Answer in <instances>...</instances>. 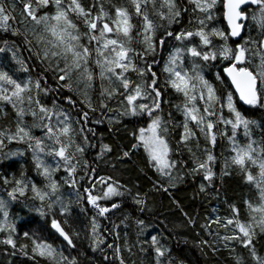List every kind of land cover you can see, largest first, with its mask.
I'll return each instance as SVG.
<instances>
[{"label":"trees","instance_id":"obj_1","mask_svg":"<svg viewBox=\"0 0 264 264\" xmlns=\"http://www.w3.org/2000/svg\"><path fill=\"white\" fill-rule=\"evenodd\" d=\"M30 2L35 9V0ZM69 2L63 0L62 7ZM78 2L90 13L88 19L92 20L102 15L101 7L112 19L115 18L113 6L128 10L130 22L134 25L131 30L132 45L129 46L140 53L138 58L142 64L137 69L143 70L145 74L141 76L136 71L137 74L131 73V77H127L131 81L127 91L114 76L111 80L101 79V69L96 64V60L101 58L96 49L101 45L96 40L89 42V36H99L103 22L113 28L115 25L111 19L105 18L97 21V30L93 32L87 27L83 16L69 12V18L77 25L81 36L80 43L89 48L88 60L93 74L88 93L82 85H71L69 90L66 85L70 83L59 80L62 61L58 62L59 67L56 66L57 62L45 58L42 47L38 46L34 33L36 30L43 33L42 25H37L23 12L22 0H0L6 13L14 17L7 21V31L0 28V49H3L0 51V72H6L22 86L31 89L23 93L26 99L22 107L26 115L22 118V125L34 138L31 141L33 146L36 140H40L44 146L43 152L34 153L27 141L9 142L6 137H0L4 139L3 146H0V201H3L8 213L6 226L4 211L0 210V227L5 228L0 231V264H71L72 261L75 264H257L251 249H255L258 257L264 258V231L252 220L253 215L259 218V213H252L248 205L251 203L255 207L262 203L261 194L255 183L246 179V173L232 163V158L235 155L234 143L243 146L249 139L254 140L257 152L264 146V107H246L240 103L224 74V69L236 62L232 58L225 59L221 53L225 44L232 49L233 54H238L240 47H244V62L236 65L251 70L259 77V91H264V82H260V73L264 71L261 68L264 63V30L252 19L253 16H260L259 6L245 11L249 19L243 36L240 41H234L224 21L223 1L220 0L219 6L212 8L213 19L206 20L204 30L210 33L218 29L228 39L225 41L219 36L210 35L211 43L204 45L195 35L181 40L174 38L182 31H197L201 27L198 20L206 15L189 0H175L180 15L171 23L168 19H161L149 5L146 11L156 26L153 37L156 47L154 52H145L146 46L141 35L142 17L135 15L132 0ZM160 4L161 0H156L157 10H160ZM162 10L167 12L166 8ZM54 13L52 4L36 11L37 16ZM169 31L174 36H168ZM106 37L115 38V33H106ZM120 39L126 41L123 35ZM160 40L164 41L163 45H160ZM192 47L202 53L214 52L216 59L205 61L201 57H193L188 51ZM177 50H180L178 71L190 76L199 73L215 89L219 101L212 102L210 108L215 114L204 112V108L209 106L206 102L207 89L198 81L193 80L195 93H190L196 96L195 101H188L182 92L171 87L169 73L164 68L168 66L167 58L175 57ZM18 61H22L23 65ZM149 67L156 73V86L161 93L159 109L153 111L152 116L125 114L130 107L126 95L133 93L137 84L142 85L145 92L151 93ZM23 68H27V71ZM108 76L111 73H106ZM37 81L40 83L39 90L35 87ZM2 86L8 89L4 94L10 95L11 86ZM114 90L115 94L109 95ZM201 92L205 99L200 98ZM229 93L233 96L236 109L246 119L254 121L250 125V138L244 135L241 127L236 130L233 140L232 126L223 122L234 119L227 107ZM29 96L32 103L27 100ZM37 99L40 105L34 102ZM143 102L150 105L151 95ZM135 103L140 104V99ZM193 104L199 109L198 115L214 125L210 132L205 129L207 136L194 121H186L184 109L186 106L191 108ZM40 106L49 110L54 128L71 125V143L66 153L70 157L74 156L70 164L50 154L54 149L58 150L60 145L48 139L44 126L49 120L40 113ZM32 111L37 113L35 118L31 115ZM108 115L111 116L107 118ZM157 115L161 123L168 125L165 139L170 150L168 159L174 165L168 171L170 176L172 172L176 174L177 183L169 182L171 177L157 170L155 162L138 139L139 129L147 128ZM111 117H115L114 120L110 121ZM20 122L21 118L12 103L0 100V131L11 130L14 133ZM186 122L193 133L187 141L184 140ZM213 134L216 137L214 145L210 139ZM69 137L61 136V142L69 144ZM105 145L110 151L104 148ZM77 146L84 149L83 154L77 152ZM208 154L214 157L209 165L213 173L211 181L205 179L203 169L193 171L197 168V162L206 160ZM37 156L43 161L42 167L50 169V179L42 174V168H37ZM72 167H75V172L71 171ZM246 167L254 176H258V168L250 162ZM101 177L104 179L101 180ZM21 180L23 185H18L17 181ZM51 182L57 185L55 192L48 186ZM104 183L105 186L114 187L120 195L109 197L112 199L108 201V207L118 205L115 211L109 210L106 216L112 222V229L106 233L111 249L99 256L93 247L88 192L94 187L97 191L93 195L96 196L100 192V185ZM33 185L40 192L48 193L43 201L33 191ZM19 187L25 188L24 195L17 191L13 199L9 193ZM107 188L102 187V190L106 191ZM104 199L107 200L103 196ZM138 200L143 203H137ZM101 203L103 201L100 199L98 204L107 207ZM53 219L71 236L75 245L73 248L56 236L51 227ZM229 219L234 223L227 224ZM237 220L246 226L252 225V244L247 248L241 239H224L227 235L243 238L235 224ZM9 237L15 247L4 243ZM152 237L157 238L158 245H152ZM37 243L50 244L57 253L55 261L46 255L41 256L39 250L34 251ZM157 246L167 249L164 257H157L154 249Z\"/></svg>","mask_w":264,"mask_h":264},{"label":"snow or ice","instance_id":"obj_2","mask_svg":"<svg viewBox=\"0 0 264 264\" xmlns=\"http://www.w3.org/2000/svg\"><path fill=\"white\" fill-rule=\"evenodd\" d=\"M190 3L194 4L195 7L201 12L205 13V17L198 20L199 25L201 26L197 31H182L178 35H175L169 31L167 33L168 36H174L175 39L181 40L184 38H191L194 35L198 36L204 45H209L211 40L209 36H219L223 40H227L228 36L225 35L223 31L218 29H213L210 33L206 32V20H212V8L215 7L217 0H189ZM23 3V12L26 13L27 17H30L32 21H35L37 25H42L43 33L48 34L52 39L48 40V43L51 44L53 49L57 51H53L52 55L54 57H62L65 60V66L60 68V72L62 75L59 76V80L64 81L65 79H70L72 72H79L81 68L84 71L81 75L86 76V79L90 82L93 79V74L87 68L88 58L90 56V51L88 47H85L80 43L81 36L78 32L77 25L73 23V21L69 18V12L76 13L80 16L85 18V22L87 27L90 31L97 30V21H101L102 19H111L112 24L115 25V28L110 27L109 23L103 22L102 27L99 29V36L90 35L89 42L92 40H96L100 43L101 47L96 49L98 57L103 59H97L96 64L100 67V76L101 79L108 78L109 80L112 79L114 76L117 80L120 81L121 87L127 91L129 89L131 81L124 75L129 69L136 71L139 75L143 76L145 73L143 70L137 69L135 64L132 61L129 53L134 52V50L130 47H126V43L130 44L132 37H131V30L133 29L134 25L131 24V16L126 8L123 7H116L115 8V18L112 19L108 16L107 13L104 12L103 7H101V14L98 15L95 20L88 19L90 13L87 12L82 5L78 2V0H70V2L65 6L62 7L63 0H35L36 8L33 9V5L30 2ZM52 4L55 7V13L53 15L44 14L37 16L36 11L41 7H48ZM132 4L134 6L135 15L138 17H142V27L143 32L141 35L143 36V43L145 44V52H154L155 51V43L153 42V37L155 35L156 26L154 22L149 18V15L146 11L149 5H151L152 9L156 11V14L161 17V19H168L169 22H174L175 18L180 15V11L177 8V4L175 0H161L160 10H157L156 0H132ZM244 4H251V5H258L260 8V16L256 17L253 16L252 19L259 24V26L264 30V0H226L224 7L226 8L225 16L228 22V25L231 29V36H239L241 30L244 28V25L241 23L243 20L249 19L245 13L241 11V6ZM95 6V5H94ZM166 8L167 12L165 13L162 9ZM144 9V11H142ZM14 17L9 16L6 13L5 7L0 5V25H4L7 23L9 19ZM70 29L72 31H70ZM106 33H115V38H106ZM17 34V33H14ZM35 34V33H34ZM126 38V41H122L120 36ZM44 35H40L37 37L38 40L41 42L44 41ZM264 42V41H262ZM160 45H163L164 41H159ZM3 51V49H0ZM193 57H201L203 60L207 61L209 59H216V54L213 53H202L197 50L196 47H192L188 50ZM245 48L240 47L238 54H233L232 49L229 48L226 44L223 47L222 55L225 59L232 58L235 60V64L231 67L225 69L228 76L231 78L232 84L235 85L236 91L239 93V99L243 101L244 104L250 106H259L264 107V91H258L257 89V76L253 75L252 72L248 71L247 68H236V64H240L244 62L245 57ZM110 52L109 56H106L105 53ZM179 52L177 50V55L170 59L168 66L164 68V71L169 73V82L171 87L174 88L177 92H182L184 96L187 98L188 101H195L196 96L190 95V93H195L196 85L193 83V80L198 81L200 84L207 89V97L206 102L208 103V107L204 108V112L208 113V115L215 114L214 112L210 111L212 102H218L219 97L215 95V89L208 84L207 81L203 79L199 73H196L195 76H190L187 73H183L182 71H178L177 68V60L179 59ZM136 55H140V53H135ZM45 58H47V53L45 54ZM83 62V63H82ZM21 65H23L22 61H18ZM59 67V65H58ZM261 68L264 69V63H262ZM117 69H120V72H117ZM24 71H27V68H23ZM147 71L151 74L152 80L149 87L151 88V93L145 92L143 90L142 85L137 84L136 87L133 89V93H129L126 95L127 104L130 106L126 109L125 114L131 115H148L152 116L153 111L159 109V98L161 96L160 91L156 86V73L151 71L149 67ZM106 73H111V76L106 77ZM262 82H264V71L260 73ZM31 81H29V84ZM2 85H10L11 86V94L5 95L4 93L8 92V89L3 87ZM69 90H71V85H66ZM35 87L37 90L40 89L39 81L36 82ZM31 89L27 86H22L16 80L12 79L6 72H0V100H5L12 103L13 107L17 110V115L21 118V122L17 124L15 132H11V130L0 131V137H6L9 142L12 140H19V141H27L29 142V147L33 148L35 152H43L44 146L42 145L40 140L35 141V145L31 143L34 139L30 135V131L26 129L22 125V118L26 115V112L22 105L25 103V96L23 93L30 92ZM115 94V90L113 93H109V95ZM149 95L152 96V103H140L136 104L135 102L138 99H148ZM201 99H205L203 92L200 95ZM29 103H32V98L29 96L27 97ZM37 105H40V101L37 99L34 101ZM21 105V107H17V105ZM89 107L91 105L89 104ZM223 107V105H221ZM227 107L230 113L233 114L234 119H228L227 121H223L227 124L232 126L233 130V140H235V132L237 129L243 127L244 135L250 138V125L254 123V121H250L246 119L240 111H238L234 105L233 96L232 94L227 95ZM40 113L44 114L49 120V123L45 125L47 137L50 140H54L56 144H59L60 147L58 150H53L52 155L60 157L66 163H71V159L74 158L67 155V149L70 146V137L69 133L71 131V125L65 124L62 128H54L51 124V114L49 110L44 107L40 106L39 108ZM186 121L191 120L194 121L198 127H200L201 132H205L207 129L209 132L214 127L212 122H206L204 117L198 115L199 109L196 108L195 104L191 108L187 106L184 109ZM31 115L35 118L37 113L35 111L31 112ZM87 117V113L84 114ZM161 127V120L159 116L152 118L151 124L147 128H140L139 129V137L141 144L143 145L145 151L149 153V156L152 161L155 162L157 166V170L162 175H169L170 172L168 171L174 165L169 161V147L165 139L161 138L159 135V130ZM184 140L187 141L192 135L191 129L188 127V123L184 124ZM147 133V135H146ZM207 136L208 133L205 132ZM65 136L69 137V144H63L61 142L60 137ZM211 143L214 145L216 142L215 135H211L210 137ZM4 139L0 138V146H3ZM256 141L249 139V142L243 146L233 144V151L235 155L232 158V163L239 166L245 173L246 179L249 182L255 183V186L260 190V200L262 203L258 204L257 206H253L249 203L248 207L252 213H259V218L253 215L252 220L264 231V146H261L259 152L254 147ZM139 146V145H137ZM104 148L109 150L108 147L105 145ZM83 148L77 146V151L83 152ZM207 151V150H206ZM125 156L128 155L127 152L124 153ZM214 160V157L211 154L207 155V159L203 161L197 162V168L193 169L196 171L197 169H203L205 172V179L211 181L212 180V170L210 168V163ZM253 166L258 168V176H254L252 172L246 167V164L249 163ZM36 166L38 169L42 168V174L49 178L51 177V171L48 167H42L43 161L39 159L37 156L36 158ZM227 167V165H226ZM67 170V169H66ZM72 172H75V167L71 168ZM227 174V173H226ZM104 178L101 177V180ZM18 185H23V181H17ZM52 192H55L57 189V185L55 182H51L48 185ZM203 187V186H202ZM166 190V189H165ZM19 191L20 195H24L25 188L19 187L17 189H13L9 195L15 199L16 192ZM33 191L39 197L41 201L45 199V196L48 193H42L38 189L35 188L33 185ZM104 197H108L110 195H120V193L114 188L109 187L107 192L103 194ZM102 197L89 195L88 201L94 207H97L99 213L101 215L109 212L108 207H102L97 204V201L100 200ZM137 203H143L142 201H137ZM118 205H113L116 207ZM0 210L4 211V219L5 225L7 226V219L8 213L4 208L3 201H0ZM235 211V209H234ZM43 214V213H42ZM141 225L143 224L142 221L139 222ZM234 221L229 219L227 224H233ZM239 232L243 234V238L233 236V237H224V239H241L244 247H249L252 244V225H245L240 223L238 220L235 221ZM51 227L55 229L57 233L69 245L73 247V241L71 236L61 227V224L53 219L51 221ZM4 227H0V231H4ZM93 231L95 232V226L93 227ZM6 244H10L15 247V243L11 237L4 241ZM152 245L156 246L159 244V241L156 237H152L151 240ZM35 250H39V254L41 256H47L55 261L57 253L56 250L50 244H40L37 243L35 245ZM167 249L157 246L155 247V252L158 258L164 257ZM252 256L256 259L257 264H264V258H260L256 255V251L254 248L251 249ZM71 264H75V261H72ZM123 264V262H121ZM239 264V262H238Z\"/></svg>","mask_w":264,"mask_h":264},{"label":"rangeland","instance_id":"obj_3","mask_svg":"<svg viewBox=\"0 0 264 264\" xmlns=\"http://www.w3.org/2000/svg\"><path fill=\"white\" fill-rule=\"evenodd\" d=\"M219 2H220V0H217V3L215 5V7H218L219 6L218 5ZM0 28L3 31L4 30L5 31L8 30V27L6 26V24L0 25ZM34 35L36 37H38L40 35H44V37H45L43 42H41L40 40H38L39 44L37 43L38 46L42 47V51H43L44 57H45V54L47 53L48 60H51V62H57L56 63V66H58V62L60 63L62 61V64H63V67H64L65 66V60L62 57H54L52 55L53 51H57L56 49H53L52 48L51 44L48 43V40H50L52 38L49 37V35L46 34V33H41L39 30H36V33ZM130 45H132V44H130ZM44 47H46V49ZM126 47H130L131 48L132 46H129V44L126 43ZM133 50H134V52H130L129 55L132 58V61H133V63L135 64V66L137 68L142 63H141L140 59L138 58V55L135 54V53H137L136 50L135 49H133ZM105 55L106 56H109V58H110V52H106ZM100 59H103V58H100ZM170 59L171 58H167L168 64H169ZM177 65H178V63H177ZM56 66H55V68H57ZM63 67L60 66V68H63ZM87 68L91 71L90 64H89V60H88V63H87ZM177 70H178V68H177ZM59 71H60V69H59ZM83 71H84V69L81 68L79 72H72L70 79H65L64 81H61V80L60 81L62 83H64L67 80V82L70 83V85H72V86L82 85L83 87H85V89H86V91L88 93L89 87H90V85H92V81L89 82L86 79V76L81 75V73ZM120 71H121L120 69H117V72H120ZM133 72H135V71L129 69L126 73H124V75L126 77H131V75H132L131 73H133ZM73 80H75V81H73ZM261 81L262 80L260 79V82ZM75 83H77V84H75ZM120 97H122V96H120ZM144 100H146V99H140V103H144L143 102ZM145 103L147 104V102H145ZM110 116L111 115H108L107 118H109ZM113 118H115V117H111L110 118V121L111 120H114ZM149 125L150 124H148V126ZM167 129H168V125L165 122L164 123H161V127H160V130H159V135L161 136V138H163V139L166 138V136H167ZM146 135H147V133H146ZM175 176H176V174L172 172V174L170 176L171 178L169 177L170 179L168 181L169 182H172V183H177V180H176ZM163 177L165 178V176H163ZM102 185L103 186L100 185V187H99L100 188V192L96 196L102 197L101 198V202L103 201V203H101V204L107 206L108 205V201H111L112 198H109L111 196L110 195V196L106 197L107 200H105V199L103 200V196H104L103 194L106 193L107 190L106 191L105 190H102V187H108L109 188V186H105V183L102 184ZM94 191H97L96 188H95V190H93V188H91L90 192H88V195H93V193H95ZM98 201H97V204H98ZM98 205L100 206V204H98ZM108 208L110 210H112V211H115L116 210L115 207H112V208L108 207ZM90 210H91V225H92V231H93V227L95 226V232L93 231V240H94L93 247H94L95 251L97 252V254L100 256V255H102L103 252L107 251L109 248L111 249V244L109 243V241L107 239L106 233H109L110 232V229H112V222L109 221L108 219H106V216L109 214V212L101 215L99 213L98 208L97 207H94L92 204L90 205Z\"/></svg>","mask_w":264,"mask_h":264},{"label":"water","instance_id":"obj_4","mask_svg":"<svg viewBox=\"0 0 264 264\" xmlns=\"http://www.w3.org/2000/svg\"><path fill=\"white\" fill-rule=\"evenodd\" d=\"M223 2H224V4L226 3V0H223ZM248 6H252V7H257L258 5H251V4H244V5H242L241 6V11H243V9H245L246 7H248ZM225 12H226V8L224 7V21H225V23H226V25H227V28H228V31H229V35L231 36V29H230V27H229V25H228V22H227V19H226V16H225ZM246 15V14H245ZM245 22H246V20H243V21H241V23L245 26ZM243 30H244V28L241 30V33H240V35L239 36H235V37H233V36H231V38L234 40V41H239L240 39H241V37H242V35H243ZM108 34H110V33H108ZM232 66V65H231ZM231 66H228V67H231ZM227 67V68H228ZM226 69V68H225ZM225 69H224V74H225V77L229 80V82L231 83V85H232V87L234 88V91H235V93H236V95L238 96V99H239V93L236 91V88H235V85L234 84H232V82H231V78L228 76V74H227V72L225 71ZM249 71V70H248ZM251 72V71H250ZM254 75V74H253ZM257 89H258V83H257ZM239 101H240V103L243 105V106H248V105H246V104H244L243 103V101H241L240 99H239ZM54 232H55V234L63 241V242H65V243H67V241H65L64 239H63V237H61L60 235H59V233H57L56 231H55V229H54Z\"/></svg>","mask_w":264,"mask_h":264},{"label":"bare ground","instance_id":"obj_5","mask_svg":"<svg viewBox=\"0 0 264 264\" xmlns=\"http://www.w3.org/2000/svg\"><path fill=\"white\" fill-rule=\"evenodd\" d=\"M97 17V16H96ZM81 32V31H80ZM50 37V36H49ZM84 38V37H83ZM95 48V47H94ZM264 56V55H263ZM94 59V58H93ZM264 62V61H263ZM257 65V64H256ZM224 69V68H223ZM218 72V71H217ZM257 72V71H256ZM137 74V73H136ZM219 75V74H218ZM137 76V75H136ZM135 79V78H134ZM227 88V87H226ZM231 90V89H230ZM150 93V92H149ZM225 95H227V94H225ZM152 97V96H151ZM224 98V97H223ZM180 100V99H179ZM224 100V99H223ZM226 101V100H225ZM181 103V102H180ZM169 133V132H168ZM46 135V134H45ZM91 148V147H90ZM51 151V150H50ZM78 152V151H77ZM94 153V152H93ZM92 153V154H93ZM83 154V153H82ZM96 154V153H95ZM79 157V156H78ZM78 161V160H77ZM91 161V160H90ZM89 166V165H88ZM193 174V173H192ZM116 182V181H115ZM106 183V182H105ZM123 185V184H122ZM221 185V184H220ZM110 187V186H109ZM203 188V187H202ZM198 190V189H197ZM202 193V192H201ZM103 194V193H102ZM203 196V195H202ZM210 198V197H209ZM208 199V198H207ZM121 200V199H120ZM53 201V200H52ZM51 201V202H52ZM111 202V201H110ZM113 203V202H112ZM173 204V203H172ZM50 205H51V203H50ZM122 205V204H121ZM125 208V207H124ZM53 211V210H52ZM120 211V210H119ZM210 214H211V212H209ZM60 219H61V217H60ZM192 230V229H191ZM202 233V232H201ZM225 234V233H224ZM147 236V235H146ZM228 236V235H227ZM145 238V237H144ZM161 242V241H160ZM164 245V244H163ZM219 247V246H218ZM155 249V248H154ZM226 255V254H225ZM163 262V261H162ZM158 263V262H157Z\"/></svg>","mask_w":264,"mask_h":264}]
</instances>
